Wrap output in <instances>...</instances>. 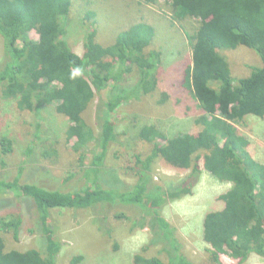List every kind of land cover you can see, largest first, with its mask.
<instances>
[{
  "label": "trees",
  "instance_id": "16d2710c",
  "mask_svg": "<svg viewBox=\"0 0 264 264\" xmlns=\"http://www.w3.org/2000/svg\"><path fill=\"white\" fill-rule=\"evenodd\" d=\"M142 1L140 4L157 9L170 24L184 28L191 57L184 63L181 84L199 104L201 113L195 122L200 128L167 138L154 125H142L139 137L151 146L150 152L141 157L126 150L135 157V164L126 160L120 168L137 174V180L120 191L103 181L104 156L108 145L118 138L117 108L158 87L157 70L166 50H148L155 45L154 27L135 18L114 42L103 45L97 40L94 11L89 8L83 17L86 31L81 55L72 50L66 31L73 0H0V96L15 100L19 111L37 116L44 106L54 104L55 112L69 121L64 140L78 155L79 171L69 172L76 187L68 190L33 182L18 185L17 179L0 178V190L10 194L16 188L17 196L31 199L40 210L45 238L41 248L7 249L0 233V264H56L61 243L55 236L51 210L95 211L103 206L100 215L104 218L112 207L125 204L123 207H149L156 214L155 209L166 201L191 193L202 170L231 184L219 195L223 207L203 217L202 238L210 246L211 260L219 261L222 255L238 263L253 254L264 258V163L252 156L250 140L239 130L248 115L264 118V0ZM238 46L252 49L260 59L249 65L247 76L234 75L224 55ZM134 69L138 81L128 85V74ZM77 70L80 75L73 78L71 74ZM95 95L100 100L98 135L87 129L83 118ZM40 128L41 122L36 123L34 129ZM31 137L30 146L41 139L35 132ZM160 138L164 143H158ZM16 141L8 132L0 133L1 154L12 153ZM86 152L93 153L92 161L83 167ZM158 157L188 174L165 192L155 193L160 186L155 185L151 192L150 164ZM12 216L0 214V230L13 229L17 236L22 222ZM114 216L125 221L128 214L122 209ZM150 230L153 237L148 245L161 244L159 251L168 260L140 251L134 254L133 264H194L180 251L173 228L161 216L150 220ZM81 258L75 255L71 264Z\"/></svg>",
  "mask_w": 264,
  "mask_h": 264
},
{
  "label": "rangeland",
  "instance_id": "374dc122",
  "mask_svg": "<svg viewBox=\"0 0 264 264\" xmlns=\"http://www.w3.org/2000/svg\"><path fill=\"white\" fill-rule=\"evenodd\" d=\"M140 3L135 0H73L70 20L66 25L72 50L81 55L86 31L83 17L89 8L94 11L93 25L101 44L114 42L116 36L133 24L136 18L144 19V22L150 23L155 29V45H149L148 50H166L160 69L157 70V89L150 94L124 101L115 112L118 138L108 145L102 168L103 173H106L103 181L120 191H124V185L137 180V174L120 168L122 162L126 164V160L135 164V157H130L127 151L139 153L141 157L150 152L151 146L139 137L142 125H154L167 138L200 128L195 122V118L201 113L199 104L190 98L181 84L184 63L189 62L191 57L190 47L185 42L184 28L180 24H170L169 19L158 14L157 9L154 11ZM167 50H170L169 54ZM2 51L3 41L0 36V59ZM224 55L230 63L232 73L240 77L247 76L251 72L249 65L258 64L260 60L252 49L245 46L229 49ZM138 78V72L134 69L128 74L127 84L133 85ZM164 93L167 97L163 96ZM99 102L98 95H95L83 113L87 129L94 135L101 132ZM38 122H41V130L34 129ZM244 123L239 126V130L250 140L248 149L255 159L264 163V118L248 115ZM68 124L65 116L55 112L54 104L44 106L37 116L34 112L19 111L15 100H5L0 96V133L6 131L9 136L17 138L12 153L5 156L0 152V178H6L5 181L17 179L18 185L33 182L53 189L68 190L76 187V179L68 177L69 172L78 170V155L71 144L64 140ZM33 132L37 137L41 136V139L35 140L34 146H30ZM158 143H164V139H158ZM92 154L86 152L83 167L91 165ZM150 165L151 192L155 185L160 186V189L154 190L155 193L165 192L166 188L172 187L188 174L170 167L160 157ZM76 173L79 174V171ZM230 186L229 182L219 181L202 170L191 193L166 201L155 209L156 214L148 210L149 207H123L125 204L117 205L119 208L112 207L104 218L100 215L104 212L103 206L95 211L51 210L55 236L61 243L56 264H71L75 255L82 257L77 264H133L134 254L140 251L167 261V255L159 251L161 244L148 245L153 237L150 220L156 216H161L173 228L180 243V251L194 264H264V258L255 254L243 263H238L227 255H222L216 262L211 260L210 246L202 238L203 217L207 212L223 207L219 195ZM17 191L18 189L11 188V193L8 194L0 190V214L13 215L11 219L20 218L22 222L17 236L12 234L13 229L0 230L6 248H41L45 241L40 229L41 212L31 199L17 196ZM122 209L128 214L127 220L117 221L114 214Z\"/></svg>",
  "mask_w": 264,
  "mask_h": 264
},
{
  "label": "clouds",
  "instance_id": "9594fccd",
  "mask_svg": "<svg viewBox=\"0 0 264 264\" xmlns=\"http://www.w3.org/2000/svg\"><path fill=\"white\" fill-rule=\"evenodd\" d=\"M72 77L75 78L76 76L80 75L79 70L72 72Z\"/></svg>",
  "mask_w": 264,
  "mask_h": 264
},
{
  "label": "bare ground",
  "instance_id": "6f19581e",
  "mask_svg": "<svg viewBox=\"0 0 264 264\" xmlns=\"http://www.w3.org/2000/svg\"><path fill=\"white\" fill-rule=\"evenodd\" d=\"M247 176V175H246ZM13 234V233H12Z\"/></svg>",
  "mask_w": 264,
  "mask_h": 264
}]
</instances>
